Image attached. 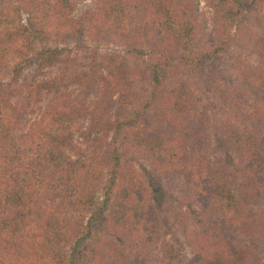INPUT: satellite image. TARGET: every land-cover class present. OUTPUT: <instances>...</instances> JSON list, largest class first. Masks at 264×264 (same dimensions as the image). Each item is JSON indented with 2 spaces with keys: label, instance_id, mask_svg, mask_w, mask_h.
<instances>
[{
  "label": "trees",
  "instance_id": "trees-1",
  "mask_svg": "<svg viewBox=\"0 0 264 264\" xmlns=\"http://www.w3.org/2000/svg\"><path fill=\"white\" fill-rule=\"evenodd\" d=\"M78 1L0 0V264H145L127 242L156 234L158 215L148 205L156 185L148 176V189L135 180L126 188L121 166L130 151L156 168L176 166L196 94L226 91L221 72L203 65L230 46L234 28L256 11V31L246 43L257 62L236 58L231 75L249 95L239 112L244 129H225L234 145L214 165L210 145L199 140L186 164L189 195L202 207L200 224L184 231L193 255L162 248L168 264H249L235 239L254 232L255 222L264 225V207L242 213L248 201L264 199V0H206L207 35L198 33L195 0H97L74 18ZM86 40L116 48L101 66L79 72L65 64L49 81L18 82L24 68L63 62L71 43L78 49ZM185 67L205 72L192 83L184 81ZM44 92L50 98L40 110ZM69 152L89 166L77 165ZM95 155L104 181L92 171ZM236 174L252 179L230 194L228 177Z\"/></svg>",
  "mask_w": 264,
  "mask_h": 264
},
{
  "label": "rangeland",
  "instance_id": "rangeland-1",
  "mask_svg": "<svg viewBox=\"0 0 264 264\" xmlns=\"http://www.w3.org/2000/svg\"><path fill=\"white\" fill-rule=\"evenodd\" d=\"M194 2V9H196V11L194 13L193 10V13L198 20V33L199 35H207L211 29V21L209 9L206 7V0H195ZM96 3L97 0H79L72 13L73 17L78 18L86 12L91 11L96 7ZM253 12L254 13L249 15L247 19L243 20L241 26L234 28V37L230 46L203 65L204 70H207V72L212 69L221 72L222 76L225 78V80L221 82L226 91L223 95H219L221 98L216 96L215 92L208 93L204 91L206 89L203 90L201 96L199 94L200 92L196 94L198 99L196 109L184 122L186 125L182 135L183 142L181 145V150L184 151V153L181 156V160L177 161L176 166H172L171 168H156L142 157L137 156V154L130 153L131 151L127 153V159L121 166L122 172L119 182L121 185L124 183L126 188L127 185L129 186V184L135 180L138 182V185L148 189L147 187L149 184L151 185V183H147L146 181L148 176L151 182L156 185L155 194L150 192L149 196L152 200L148 204L156 208L155 210L158 215L156 234L154 233L151 239L146 237L130 240L129 243L127 242L129 252L132 255L141 254L145 259V264H168V262H166V257L162 255L163 245L172 246L174 248L173 252L181 258L189 259L193 255L192 246L185 238L184 231L194 223L200 224L202 221V207L198 199L189 195L186 181L187 174H189L187 167L192 163L191 159L193 158V152L198 149V143L201 138L205 139L210 145V160L214 165L216 162H222L224 150L231 151L234 145L226 141L225 136L227 134L222 135L225 129L229 126H234L235 130L238 131H243L244 129L243 123L240 120L241 114H239V112L248 107L249 103L247 102L249 101V95L246 90L237 87L234 76L231 75L233 74V64L236 58L245 59L252 66L257 62L255 55L246 43L249 34L256 31L255 19L257 13L256 11ZM25 17V14H23V18ZM117 46L120 49L121 45ZM68 48L69 50L67 49V51H64L63 62H56L39 71H37L34 66H28L22 71L18 82L29 83L32 81H49L62 73L65 64H67L68 69L74 68L79 72L88 70L87 68L92 64L101 66L106 61L108 54L116 48V46L111 43H101L97 45L91 40H86L85 44L78 49L74 43H71ZM203 68L201 67L200 71L191 70L189 67L183 68L186 69L184 81L190 80L192 83L196 81L198 83L201 80L199 74L205 72L201 71ZM1 77L10 82L7 75L2 74ZM226 81L228 82L226 83ZM70 91L73 94L77 93V89L74 87L70 88ZM49 98L50 95L48 93L44 92L41 94V100L38 104L40 110L45 108ZM222 98L226 100V103ZM95 99L96 95L92 93L87 98V102L92 104ZM231 104H235L238 108L233 110ZM236 112L238 116L234 117ZM36 115L37 112L27 115V123L24 126H27V124L34 120ZM221 123H223L222 127L220 126ZM86 124L87 122L84 123V126H86ZM74 143L80 151H87V154L90 155V152L86 150L80 137H75ZM68 155L77 165L84 166L85 169L90 164V162L85 161L83 158L75 156L74 153L69 152ZM99 157L100 155H98V157L96 155L94 156V162L91 167L92 171L99 174L102 177V181H104L106 178L105 167L103 163H101ZM242 176L236 174L233 178L228 177L227 186L229 187L230 194L234 190L244 188L247 184L246 179L251 178L250 176ZM251 183L253 186H256L254 179L250 180L249 189H253ZM262 201L264 202V199L261 201H258V199L248 201V203H245L244 208L242 207V213L247 215L254 213L255 210L264 207ZM247 227L248 226H245L246 230L252 229ZM249 227H254L255 231L251 232L248 230L247 234L240 235L235 241L249 252V264H264V225L260 226V224L255 222L254 225Z\"/></svg>",
  "mask_w": 264,
  "mask_h": 264
}]
</instances>
